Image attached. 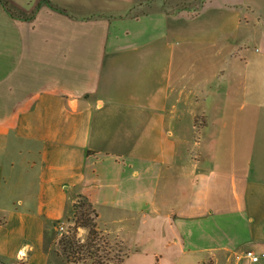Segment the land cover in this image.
Wrapping results in <instances>:
<instances>
[{
  "label": "crops",
  "instance_id": "crops-1",
  "mask_svg": "<svg viewBox=\"0 0 264 264\" xmlns=\"http://www.w3.org/2000/svg\"><path fill=\"white\" fill-rule=\"evenodd\" d=\"M78 196L117 264L264 250V0H0V264Z\"/></svg>",
  "mask_w": 264,
  "mask_h": 264
},
{
  "label": "rangeland",
  "instance_id": "rangeland-1",
  "mask_svg": "<svg viewBox=\"0 0 264 264\" xmlns=\"http://www.w3.org/2000/svg\"><path fill=\"white\" fill-rule=\"evenodd\" d=\"M199 10L200 7H194L189 10V14H195ZM78 200H80V202L77 203ZM88 204H91V206ZM92 207L95 208L87 198L78 196L72 204L71 212L62 219L53 221L44 231L43 238L46 242L47 251L50 254L60 257L55 258L53 256L50 264H64L62 260L66 261V255L68 252H64L61 248L62 245L59 243V238L64 235L72 236L73 234H75V238L81 246V250L76 253L77 256L84 258L92 264H117L123 261L125 253L122 251L121 244H119L118 241L110 239L98 228L96 221L97 215L95 216L94 221L97 234H90L88 227L85 226L75 227L76 216H78L81 211L87 210L89 216L94 219V215L90 212ZM240 256V259L244 258L243 250ZM14 264L17 263L14 262ZM199 264L210 263L201 262Z\"/></svg>",
  "mask_w": 264,
  "mask_h": 264
},
{
  "label": "trees",
  "instance_id": "trees-1",
  "mask_svg": "<svg viewBox=\"0 0 264 264\" xmlns=\"http://www.w3.org/2000/svg\"><path fill=\"white\" fill-rule=\"evenodd\" d=\"M80 202V200L77 201V203ZM89 203V202H88ZM91 206V204H88ZM90 212L94 215L93 217H90L87 210L81 211L78 216H76L75 219V227L77 226H85L88 227L90 234H97L96 228H95V216L97 215V212L95 208L92 207ZM59 243L62 245V249L65 252H68L66 255V262L67 263H74L81 260H85L84 258L77 256V252L81 250V246L79 245L78 241L75 238V234L71 235H64L59 238ZM43 247L44 250L47 251L46 242L43 238Z\"/></svg>",
  "mask_w": 264,
  "mask_h": 264
},
{
  "label": "built area",
  "instance_id": "built-area-1",
  "mask_svg": "<svg viewBox=\"0 0 264 264\" xmlns=\"http://www.w3.org/2000/svg\"><path fill=\"white\" fill-rule=\"evenodd\" d=\"M243 257L247 259L248 264H255L261 258H264V250H254L252 248H246L243 251Z\"/></svg>",
  "mask_w": 264,
  "mask_h": 264
},
{
  "label": "clouds",
  "instance_id": "clouds-1",
  "mask_svg": "<svg viewBox=\"0 0 264 264\" xmlns=\"http://www.w3.org/2000/svg\"><path fill=\"white\" fill-rule=\"evenodd\" d=\"M28 250H31L29 245H25V246H23V247L18 251L16 258H17L18 260H19V259H23V258L26 256V253H27Z\"/></svg>",
  "mask_w": 264,
  "mask_h": 264
}]
</instances>
